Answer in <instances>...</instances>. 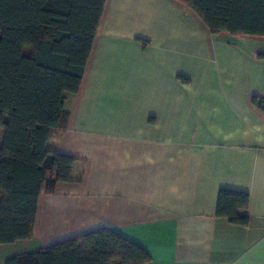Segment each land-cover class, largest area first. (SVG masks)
<instances>
[{
  "label": "crops",
  "instance_id": "0c3cea01",
  "mask_svg": "<svg viewBox=\"0 0 264 264\" xmlns=\"http://www.w3.org/2000/svg\"><path fill=\"white\" fill-rule=\"evenodd\" d=\"M259 53L264 36L211 33L178 0H105L66 128L47 141L76 158L73 180L42 190L32 237L2 243L0 264L103 226L143 264H264ZM220 188L248 194L247 224L216 215Z\"/></svg>",
  "mask_w": 264,
  "mask_h": 264
},
{
  "label": "trees",
  "instance_id": "16d2710c",
  "mask_svg": "<svg viewBox=\"0 0 264 264\" xmlns=\"http://www.w3.org/2000/svg\"><path fill=\"white\" fill-rule=\"evenodd\" d=\"M211 33L264 36V0H178ZM105 0H0V244L33 235L39 196L73 180L76 158L47 141L69 120ZM264 59V53L258 54ZM251 102L264 110V96ZM246 192L220 188L216 215L245 225ZM149 253L109 227H98L3 264H143Z\"/></svg>",
  "mask_w": 264,
  "mask_h": 264
},
{
  "label": "rangeland",
  "instance_id": "374dc122",
  "mask_svg": "<svg viewBox=\"0 0 264 264\" xmlns=\"http://www.w3.org/2000/svg\"><path fill=\"white\" fill-rule=\"evenodd\" d=\"M2 136H3V128H0V142H1ZM0 245H2V244H0ZM17 245L18 244H12V245L9 244L8 247H17ZM8 249L10 250V248H8Z\"/></svg>",
  "mask_w": 264,
  "mask_h": 264
}]
</instances>
